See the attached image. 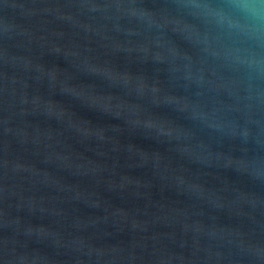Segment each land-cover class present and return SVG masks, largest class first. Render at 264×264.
Instances as JSON below:
<instances>
[{
    "label": "water",
    "instance_id": "95a60500",
    "mask_svg": "<svg viewBox=\"0 0 264 264\" xmlns=\"http://www.w3.org/2000/svg\"><path fill=\"white\" fill-rule=\"evenodd\" d=\"M0 264H264V0H0Z\"/></svg>",
    "mask_w": 264,
    "mask_h": 264
}]
</instances>
